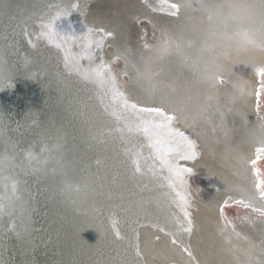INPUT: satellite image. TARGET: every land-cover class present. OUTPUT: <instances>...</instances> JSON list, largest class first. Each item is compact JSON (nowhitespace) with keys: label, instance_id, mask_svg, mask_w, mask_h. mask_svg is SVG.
I'll use <instances>...</instances> for the list:
<instances>
[{"label":"bare ground","instance_id":"1","mask_svg":"<svg viewBox=\"0 0 264 264\" xmlns=\"http://www.w3.org/2000/svg\"><path fill=\"white\" fill-rule=\"evenodd\" d=\"M51 1H53V3H50V5L56 2L58 5L64 7L68 0ZM77 1L78 8L76 14L78 15L77 19L80 23V26L75 28L78 31L81 29L82 26H87V28L92 29L96 28L99 30L98 26L102 25L104 27L107 22L112 23L113 13L114 11H117V1L104 0L99 5H97V0ZM19 2L21 3L18 7L20 9L19 16H23L24 14L22 15V13L27 10V12H32L31 14L33 15V17L35 16L34 19L36 20L38 17L36 16V9L38 8L37 6L36 9L34 8L35 2H32L31 0H22ZM150 3L155 7L156 10L155 12L153 11L154 13L152 14L154 20L162 24L163 26L160 33V39L158 40L160 42L154 47L146 49L143 58L140 59L137 63L132 61L130 57H126L127 65L125 69L126 73L129 76L128 93L126 95V98L129 100V102L136 103L138 106L144 107H154L157 105L144 102L142 100L143 98H151L160 94L164 90H174L177 82L189 80L196 75L195 54L200 43L199 38L195 33L180 32L174 29L173 26L175 25V23L182 18V9L180 4H177L179 9L178 14L172 16L169 14L170 9L165 6L166 4L173 3L170 0H150ZM94 6L97 7L95 8ZM135 7H138V4L132 2L131 9H134ZM161 7H164L163 11L160 10ZM190 8L193 13H199L200 2L194 4ZM1 16H3V14L0 12V19L3 22L4 18L2 19ZM140 18H145V16ZM67 19L72 22L71 18ZM35 20L33 21L34 23ZM105 21L107 22L105 23ZM130 26L131 25L127 24V30H125L127 34L133 35V27ZM166 29L171 30L175 35V39L170 45L171 50L165 54L164 61L158 60L152 65L147 64L145 60L146 56L156 51L160 46L161 42L165 40L163 33L164 31L166 32ZM136 35L138 36L139 34L136 32ZM108 43L114 46L112 42H106L105 44ZM5 45L9 46L8 41L5 42ZM14 45L16 46L15 42ZM53 52L60 59L59 61H61V66L65 67L61 50L56 49L53 46H51V50L49 52H41V54H39L40 56L36 57V60L39 59V61H41L40 63H45V66L43 63L40 65V67L44 66L45 70L49 68V65L53 63L52 61H50L53 59ZM105 55L104 62L106 63L107 57ZM31 56L33 57V54ZM83 63L87 64V61H84ZM258 65L264 66V60L258 59L254 62L241 61L233 66L232 73L229 77L221 76L218 78V84L221 88L231 90L233 93H237L243 96L247 106L245 114H238L225 107L214 108L212 109L207 122L203 126H199L198 129L195 130H190L187 125L179 123L176 118L173 121L174 126L178 130L185 132L189 139H191L196 144L198 152V158L196 160L181 161L180 163L191 167L193 169V174L201 176L206 183V187L203 189H197L191 183H189L191 201L188 211L191 214L192 220L191 233L181 234L178 242L173 243V236L170 233L174 231V227H168L163 232L167 234L166 236L171 241L172 246H176L177 248L181 249V253L189 254L190 252L189 258L196 262V264H227L223 252L232 251L234 238L239 237L242 234H251L253 231L250 226L246 223L248 219L244 220L243 222H239L235 219L231 220L229 217L226 216L224 212H220V208L224 204V201L226 199L228 200V204H236L234 201L242 197L224 191L220 179L215 176V171L218 169V164L217 161L211 155L210 148L211 146L215 145L216 141L222 140L224 138L225 133H227L229 130H231L232 132L233 139H237L239 130L242 125L246 122L253 121L257 117H259L254 110V93L259 87V76L256 74L255 70L252 69L253 66ZM155 68L158 69V71L154 74H151V69ZM72 72L78 75L74 71ZM221 78L224 79V82H221ZM79 79H81L80 76ZM153 79L158 80L160 82L159 88H157L156 85L151 82V80ZM63 84L64 86L66 85L67 87H72V83H70L69 86L68 80H63ZM25 85L27 86V84H25L24 82H20L18 79H15V81L12 82V87H6L3 90L4 97L7 100L6 102H8V106L7 108L4 106L0 111V113H3L5 116V120L2 124L3 129L5 128L4 131L7 130L10 133H13L16 136L17 140L20 139L16 142L18 145V147L16 146L17 151L21 142L24 141V136H27L29 133H33L32 131L27 133L26 129L28 128V123L25 122V118H23L22 113L25 109L24 107L28 106L26 98H29L30 94V89L28 90V87V92L23 93V91H25L26 89ZM66 86L65 88H67ZM13 88L14 93L11 94L10 91ZM84 93H87V91L85 90ZM248 93H252V95H249ZM20 105H22V108L20 107ZM43 106L44 105L42 104L41 107ZM18 114H20V116L17 120V118L15 117L16 115L18 116ZM40 115L44 121V123L40 125L42 126L43 130L45 128V125H49L47 119L48 116L45 113H40ZM97 119L99 122V128L104 130L105 133H103V135L107 138L106 145L107 150H109L108 153L110 156H112V158L108 157L109 160L107 163H110L112 165H114L115 162L117 164H122L120 166V174L117 179L120 186L121 194H123L127 203V205H124L122 208L125 209L124 212L121 213H124L127 219L124 217L121 218L120 214L119 218H121L123 225L126 224L127 230L131 231L129 225H133V221L135 220L134 213L132 212L133 209H135L138 214L137 218H139L138 225L139 227H141V232L138 233V236H141V238H143L144 240H151L152 237H155L160 233L161 227L165 226L166 215H180L179 210L174 205L170 204V197L164 195L165 193L170 191L166 186V182L160 180L159 178L152 177L146 171L147 166L153 163H155L158 168L159 162L154 161L152 157V150L148 147L147 140L143 136V134L137 132H129L125 128V122L123 120H121L117 126V128L119 127L124 129L123 133H121L120 131H116L117 128L113 130L111 125L107 127L106 122L101 124V120L104 121V119L99 117H97ZM14 121L21 122V127L19 129H16L17 127ZM55 121L57 120L55 119ZM76 125L73 122L69 125L71 130H75V133ZM18 131L22 135H24L23 138L17 135ZM118 139L120 140V142H118ZM26 141L27 142L24 143L26 144L25 149L22 148L24 158L27 162L33 163V168L31 170L29 168V170L27 171L24 170L22 174L25 177H28L29 181L30 176L34 177L28 185L31 198L34 199L35 195L37 194L38 199H46L47 196H45V190L47 188H52V190H49V195L51 197L57 195L55 196V198L57 197V203L55 206H58V212L62 219V223L59 222L57 228L60 229L62 226L66 228L68 223L71 224L72 230L76 232L74 238L69 241V238L71 236L68 234V232L67 235L64 231L63 240L57 242V249L55 251V254L57 256H60L58 264H64V260H66V257L71 255V253L69 254L68 252L69 246L71 247L70 252L73 251L74 255L80 254V256H82L83 258H87V260L92 259V264H95L94 262H97V259H99L100 257H87L96 255V252L98 251L97 249L96 252L94 251L93 253L89 249L90 245L88 243H90L89 240H91L92 237L93 241H95V243H98L101 248L107 250V252H111V256H113L111 257L112 261L113 258H117L119 262L118 264H123L124 259L131 261L132 264H161V262L165 263L174 259V254L170 251L168 244L166 243V241H168L167 239H159L155 243L153 249H148L147 251H145V253L141 252V250L138 248L139 256H137V249L133 248L132 246L133 241H135L136 243L135 238L131 237V240L129 237L127 238L130 241V243H128L129 247H127L125 240L122 241L120 238H116L114 236L112 227L109 224V219L106 220L108 228H106L107 232L101 230V226H97L96 228H94L95 235L92 237L87 236L89 240L87 239L86 242L84 232H87L91 225L89 220L90 218L88 215L90 214V211L87 206L89 204L90 198L89 196H85V192L81 190V187L83 186L82 182H86L89 185L90 181L88 179H82L81 182L80 178H78V186L80 187L79 189L78 186H75L76 181L72 180L73 175L67 174L66 172L67 170H69L70 167L68 162L72 163V161H66L65 163L64 161H60L58 157L56 162L53 164L52 168L49 166L46 167V164L43 163V165H45V168L43 167L42 172L44 173L41 174L42 176L39 175L38 173H41L39 172L41 171V165L39 164L40 157L33 155V149L35 148L33 146H35V144L28 143L29 140ZM118 143L120 144V146H118ZM257 146L251 148L247 152L246 182L248 186L252 189H254L253 185L256 177L253 175L252 167L250 166L248 161L254 158V149ZM3 147L4 144L2 143V141H0V159H6L5 154H2V151H4ZM20 147H23V143ZM92 151L93 147L90 149L89 152ZM77 153L83 155L81 148H78ZM137 154H140L142 171L144 174L138 173L133 176L132 173H134L135 169L132 161ZM48 168L53 170L51 172H47L48 175L47 177H45V170H47ZM29 171H31L32 175L28 173ZM83 176L85 175L82 174V177ZM78 177H80V174L78 175ZM42 179L44 183L39 181ZM103 179L104 176H101V180ZM2 181H4V179H0V196L2 198V201L7 204L8 199L6 198L5 194L2 193V191H4L3 188L7 187V185H5ZM116 183L117 182L115 175L111 174L108 187L103 192V196H105L103 203L104 206H107L110 203V200H112V202L114 201L115 203V199L113 198L115 190L113 191V189L115 188ZM162 184H164L165 186H161ZM71 194L73 195L74 200L80 204V211L78 212V214L76 213L75 215L68 214L67 200L68 197L71 196ZM115 198L118 197L116 196ZM63 201L64 204H62ZM257 201L258 203L255 204L256 207L264 208V206H262L264 205V200L257 199ZM100 202L101 203L99 204L102 205V199H100ZM130 204L132 211H129L128 209V206ZM240 206L243 207V205ZM9 210L11 209L6 208L4 213L0 215V220L3 216L6 215L5 213H7ZM43 213L42 215H44ZM18 218H21L22 221L27 222L26 218L22 214L17 217L16 220ZM16 220H14V222H16ZM229 220L233 222L234 227L226 226ZM0 231H4L2 225L0 226ZM6 232L9 233L8 230H6ZM258 238L259 237L257 234V239ZM7 242L8 236L0 235V264L7 263V261H3L2 256L4 250L8 247ZM116 245H118L120 249L124 250V252L126 253V257L122 258L118 256ZM185 248H187L188 251H185ZM140 252L142 254L144 253L145 256L141 257ZM110 264L112 263L110 262Z\"/></svg>","mask_w":264,"mask_h":264},{"label":"rangeland","instance_id":"2","mask_svg":"<svg viewBox=\"0 0 264 264\" xmlns=\"http://www.w3.org/2000/svg\"><path fill=\"white\" fill-rule=\"evenodd\" d=\"M19 1L22 0H0V12L3 14L1 18H4L3 22L0 19V80H3L6 84L8 80L13 82L15 79H18L20 82L27 84V86L25 85L26 89L23 93H27L30 89L29 98H26L28 106L24 107L25 109L22 113L25 122L28 123V128L26 129L27 133L31 131L33 133L24 136L18 131L17 135L21 138L24 136V141L20 144L21 146L23 143V147L19 146L17 151L18 145L16 142L20 139L17 140L13 133L7 130L4 131L5 128L3 129L2 124H0V128L3 129L2 134H0V141L4 144V151H2V154L6 156V163L3 166V171L0 172V177L13 176L12 180L4 179V181H2L7 185V187L3 188L4 191H2V193L5 194L7 199L11 198L13 200V206L10 208L11 210L5 213L6 215L0 220V226L2 225L4 229L3 232L0 231V235L8 236V247L2 254L3 261H7L8 264H58L60 256L55 254L57 242L63 240L64 231L66 234L68 232L71 236L69 241L74 238L76 233L72 230L71 224L68 223L66 228L63 226L60 229L57 228L62 219L58 212V206H55L57 203V197L55 198V196L57 195L54 197L49 195V190H52V188H47L45 190L46 199H38L37 194L34 199L31 198L28 185L34 177L30 176L29 181L28 177L22 174L25 169L29 170L30 168L31 170L33 168V163H29L25 160L22 149H25L26 144L24 143L27 142L26 140H29L28 143L35 144V146H33L35 147L33 149V155L40 157L39 164L41 165V171L39 172L41 173H38L39 175L44 173L42 172L45 166L43 163L46 164V167L49 166L52 168L58 157L60 161H64L65 163L66 161H72V163L68 162L70 167L66 172L67 174L73 175L72 180L76 181L75 186L79 185L78 178H80L81 182L82 179H88L90 181L89 185L86 182H82L83 186L81 187V190L85 192V196H89L90 198L87 206L90 211L88 215L91 225L89 230L84 232L86 242L88 237L95 235L94 228L97 226H101L100 229L107 232L106 220L111 216L117 221V228L121 233L120 239L122 241L125 240L127 247H129L128 243H130L127 239L128 237L130 240L131 237H134L138 248L144 253L148 249H153L155 243L159 239H167L168 241H166V243L170 251L174 254V259L165 263L161 262V264H196V262L189 258L190 255L188 253L183 254L181 253V249L172 246L171 241L166 236L167 234L163 231H160V233L152 237L151 240H144L141 236H138V233L141 232V227H139V225H132L135 228V234L132 230H127L126 224L123 225L121 218L124 217L127 219V217L121 212H124L125 209L122 208L124 205H127V203L125 197L121 194L117 179L122 164H117L115 162L114 165H112L107 163L109 160L108 157L112 158V156L108 153L109 150H107L106 145L107 138L103 135V133H105L104 130L98 126L99 122L97 117L104 119L107 127L111 125L113 130L117 128L119 123H117L113 117L105 115L102 107L97 101L92 100L89 102V96L96 89V85L79 79L78 75L61 66V61H59L60 59L54 52L52 56L53 59L50 60L53 63L49 65L47 70L44 68V62V66L40 67L43 63H40L41 61H39L38 58V60H36V57H39L41 52H49L51 50V46H49L45 40L37 37V34L40 32L39 24L41 22H46L58 8H64L69 4H75L77 6L76 10L73 11L72 15L68 18H71L74 27H79L80 23L78 22V15L76 14L78 1L68 0L65 6L62 7L56 2L50 5V3H53L51 0H31L35 2L34 8L36 9V6L38 8L36 9V16H38L36 20L34 19L35 16L33 17L31 14L32 12H27V10L22 13V15L24 14L23 16H19L20 9L18 7L21 4ZM103 1L104 0H97V5ZM115 1L118 2V5L117 11L113 13L112 23L105 21V23H107L104 27L102 25L98 26V28L103 29L105 33H112L110 37L104 40V44L106 42H112L114 46L110 43L105 44L103 51H97L96 55L97 61H99L101 57L104 61V55L106 54V64L111 66L117 86L126 96L129 82V76L125 71L127 65L126 57H130L135 63L142 59L146 49L154 47L160 42L158 40L160 39L163 26L153 18L152 14L156 10L150 3V0ZM170 1L175 4H180L178 0ZM132 2L138 4V7L131 9ZM198 2H200V0H188L189 7H192ZM5 4H8V7H5ZM94 7L96 8L97 6ZM193 15H198L197 17H199L201 16V12L193 13ZM144 16L145 18H140ZM34 20L35 23L33 22ZM125 24H129L131 25L130 27H133V35L127 34ZM22 29L31 34V44L28 42L29 37L23 34L21 31ZM93 30L98 29L94 28ZM136 32L139 34L138 36ZM163 34L165 40H168L171 45L175 39L174 33L166 29V32L164 31ZM7 41L9 46L5 45ZM13 41L16 43V46ZM32 54L33 57L31 56ZM116 56L119 58L118 61L115 60ZM164 57L165 54L161 55L159 61H164ZM157 71L158 69L156 68L151 69L150 73L154 74ZM63 80H68L69 86L70 83H72V87H67L65 85L67 87L65 88ZM220 80L224 82L223 78ZM4 89L0 90V111L4 106L6 108L8 106V102H6L7 100L3 93ZM85 90L87 93H84ZM10 92L11 94L14 93V88ZM105 99L107 100L108 98L106 97ZM89 103L91 105L90 107L88 106ZM42 104L44 105L43 107H41ZM20 107L22 108V105H20ZM81 111L84 115L79 114ZM26 112H29L27 117L24 116ZM40 113H45L48 116L49 125H45L43 130L40 125H42L44 121ZM19 116L20 114H18V116L16 115L15 118L18 120ZM55 119L57 121H55ZM72 122L75 123V125L77 124L76 133L75 130H71L69 126ZM118 142H120L119 139ZM118 146H120V144ZM92 147L93 151L89 152ZM78 148H81L83 155L77 153ZM258 167L261 170L260 179H264V161H261ZM52 170L50 168L45 170V177L48 175L47 172H51ZM28 173L32 175L31 171ZM79 174L80 177H78ZM82 174L85 176L82 177ZM111 174L115 175L117 182L115 188L113 187V191L115 190L113 194L115 203L110 200V203L104 206L105 196H103V192L108 187ZM101 176H104L103 180H101ZM39 181L43 182V179ZM189 183L197 189L206 187L204 179L197 174H192ZM13 184L16 185L15 190H13ZM78 188L80 189L79 186ZM17 196L19 199H16ZM116 196L118 198H115ZM100 199H102V205L99 204L101 203ZM67 201L68 214H78L80 211V204L74 200L72 194L68 197ZM62 204H64V201ZM128 209L132 211L131 204L128 206ZM132 212L136 219L138 215L137 211L133 209ZM42 213L44 215H42ZM224 213L231 220L235 219L239 222H243L244 219L241 218L248 216L250 212L240 205L228 204L224 208ZM21 214L26 218L27 222L22 221L21 218H18V221L16 220ZM119 214L121 218H119ZM14 220H16V222H14ZM6 230H8L9 233L6 232ZM89 241L90 243L88 244L90 245L89 249L91 252L94 253V251L96 252L98 249L96 255L87 256L100 257L97 259V262H94L95 264H110V262L112 264L119 263L117 258H113L112 261L111 257L113 256H111V252H107V250L101 248L98 243L93 241V237ZM68 249L71 255L66 257L64 264H92V259L87 260V258L80 256V254L74 255L73 251L70 252V246ZM141 252L140 256H145L144 253L142 254Z\"/></svg>","mask_w":264,"mask_h":264},{"label":"clouds","instance_id":"3","mask_svg":"<svg viewBox=\"0 0 264 264\" xmlns=\"http://www.w3.org/2000/svg\"><path fill=\"white\" fill-rule=\"evenodd\" d=\"M178 2L182 18L174 29L195 33L200 41L195 54L196 75L177 82L174 90L142 100L173 113L190 130L203 126L214 108L245 114L243 96L221 88L218 78L229 77L233 66L241 61L264 60V0H200V17L193 15L188 0ZM170 50L169 41H162L146 56V63L154 64ZM151 82L160 87L158 80ZM257 145H264V117L244 123L235 140L229 130L210 148L218 164L215 176L224 191L254 204L258 201L246 182V165L247 152ZM246 223L253 231L234 238L232 251L223 252L227 264H264V218L249 213Z\"/></svg>","mask_w":264,"mask_h":264},{"label":"snow or ice","instance_id":"4","mask_svg":"<svg viewBox=\"0 0 264 264\" xmlns=\"http://www.w3.org/2000/svg\"><path fill=\"white\" fill-rule=\"evenodd\" d=\"M165 6L170 9V15L175 16L178 14L177 4L171 3ZM5 7H8V4H5ZM76 7L75 4H69L64 8H58L46 22L39 24L40 32L37 37L45 40L48 45L61 50L63 62L67 69L77 73L81 79L96 85V89L89 96V102L92 100L97 101L105 115L113 117L117 123L123 120L125 128L129 132L141 133L146 138L148 147L152 150L154 161L159 162L158 168L153 163L147 166L146 171L152 177L166 182V186L170 191L164 195L170 197V204L174 205L180 213V215H166V224L161 227V231H165L168 227H174V231L170 234L173 236V243H177L181 234H190L192 231L191 214L188 208L191 201L189 180L193 174V169L180 162L194 161L198 158L196 144L189 139L185 132L174 126L175 115L173 113L166 112L157 106L144 107L129 102L124 93L119 90L111 66L106 64L102 57L97 62V51H103L104 40L110 37L112 33H105L103 29L93 30L87 28V26H82L78 31L73 23L67 19L76 10ZM160 10L163 11L164 7H161ZM21 31L26 37H29L28 42L31 44V34L24 29ZM118 59L116 56L115 60L118 61ZM84 61H87V64H84ZM252 69L260 77L259 87L254 93V110L259 117H264V66H253ZM5 87H12L11 80H8L6 84L3 80H0V90ZM248 94L252 95V93ZM88 106H91L90 103ZM79 114L84 115L82 111ZM28 115L29 112L24 114L25 117ZM4 120V114L0 113V124H3ZM14 123L17 129L21 127L20 121H14ZM103 123L104 121L101 120V124ZM116 131L123 133L124 129L118 127ZM2 132L3 129L0 128V134ZM254 153V158L248 161L252 167L253 175L256 177L253 187L256 199L264 200V179H260L261 170L258 167L261 161H264V145H258L254 149ZM5 163L6 159H0V172L3 171ZM132 163L135 169L132 173L133 176L138 173L144 174L140 154L134 157ZM0 179L12 180L13 176L0 177ZM161 186L165 185L162 184ZM12 187L15 190L16 185L13 184ZM16 199H19V197L17 196ZM234 202L243 205L245 209L250 210V213L264 217V208L256 207L253 202L244 198L237 199ZM227 205L228 200L226 199L220 208L221 213L224 212ZM12 206L13 200L11 198L7 200V204L0 198V215L4 213L6 208ZM241 219L247 220L248 216ZM109 224L112 227L114 236L120 238L121 233L117 228V221L111 216L109 217ZM133 224L138 225L139 218H136ZM226 226L234 227L231 220L227 222ZM129 227L135 234V228L131 224ZM132 246L137 249L136 255L139 256L135 241L132 242ZM116 248L118 256L126 257L124 250L120 249L118 245H116ZM184 250L188 251L187 248ZM123 264H132V262L124 259Z\"/></svg>","mask_w":264,"mask_h":264}]
</instances>
